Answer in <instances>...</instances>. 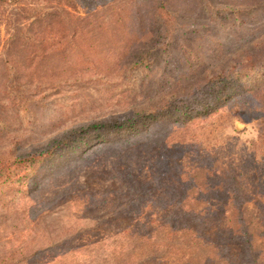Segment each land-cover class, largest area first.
I'll return each instance as SVG.
<instances>
[{
    "label": "rangeland",
    "instance_id": "rangeland-1",
    "mask_svg": "<svg viewBox=\"0 0 264 264\" xmlns=\"http://www.w3.org/2000/svg\"><path fill=\"white\" fill-rule=\"evenodd\" d=\"M95 1L0 2V264H264V76L178 116L264 62V0Z\"/></svg>",
    "mask_w": 264,
    "mask_h": 264
},
{
    "label": "trees",
    "instance_id": "trees-1",
    "mask_svg": "<svg viewBox=\"0 0 264 264\" xmlns=\"http://www.w3.org/2000/svg\"><path fill=\"white\" fill-rule=\"evenodd\" d=\"M2 1V2H1ZM17 0H0L1 3H9L10 5L16 4ZM82 4H78V6L81 7V5L85 6V3L87 2V5L89 3H93L94 6L99 5L102 2H97L95 0L88 1V0H81ZM71 5V6H70ZM76 4H69V7L74 10ZM97 7V6H96ZM66 13L70 16H75V13L67 12ZM47 17H53L52 14H48ZM77 27L74 26V30H76ZM264 62L261 64H257L253 66L252 69L249 70H238L235 72H225L224 74H221V76L216 77L213 79V81L210 83L209 89L212 91V97L213 100L207 104L205 107L204 105L200 106L196 110H192L190 112H187V109L180 110V114L178 113V116H180V119L187 120L191 119L193 117H199L206 115L211 112L212 109H215L217 106V103L220 104L223 100H227L230 96L233 94L241 91L243 89V85L245 83L251 81V80H257L261 81V79L264 76ZM263 74V75H262ZM262 75V76H261ZM184 111V112H183ZM157 116H152L145 118L144 122L156 119ZM131 129H134L133 126H124L123 124H119L116 122H109V123H100V124H93L83 130L80 134V137H76L72 140L73 135L69 136L68 140H65L61 144L63 145V149L65 150H71L75 151L77 148L83 149L80 144L79 140H83V146L84 147H93L94 145L99 144L101 141L105 139V137L108 134H117L123 129H127V131H130ZM77 139H79L77 141ZM48 153V152H46ZM44 153H41V155ZM50 156L55 155L53 152H49Z\"/></svg>",
    "mask_w": 264,
    "mask_h": 264
}]
</instances>
